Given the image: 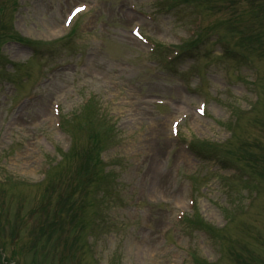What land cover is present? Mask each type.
<instances>
[{
	"label": "rangeland",
	"instance_id": "374dc122",
	"mask_svg": "<svg viewBox=\"0 0 264 264\" xmlns=\"http://www.w3.org/2000/svg\"><path fill=\"white\" fill-rule=\"evenodd\" d=\"M94 4L19 0L14 29L40 43L0 56V181H16L0 184V264H264V0ZM135 26L204 41L170 61ZM195 138L228 142L221 161L199 162ZM192 200L216 229H185Z\"/></svg>",
	"mask_w": 264,
	"mask_h": 264
},
{
	"label": "snow or ice",
	"instance_id": "6c2138e0",
	"mask_svg": "<svg viewBox=\"0 0 264 264\" xmlns=\"http://www.w3.org/2000/svg\"><path fill=\"white\" fill-rule=\"evenodd\" d=\"M81 9H77V11H80Z\"/></svg>",
	"mask_w": 264,
	"mask_h": 264
},
{
	"label": "bare ground",
	"instance_id": "6f19581e",
	"mask_svg": "<svg viewBox=\"0 0 264 264\" xmlns=\"http://www.w3.org/2000/svg\"><path fill=\"white\" fill-rule=\"evenodd\" d=\"M156 188V187H155ZM157 189V188H156Z\"/></svg>",
	"mask_w": 264,
	"mask_h": 264
}]
</instances>
